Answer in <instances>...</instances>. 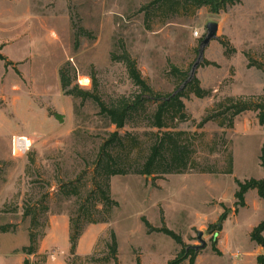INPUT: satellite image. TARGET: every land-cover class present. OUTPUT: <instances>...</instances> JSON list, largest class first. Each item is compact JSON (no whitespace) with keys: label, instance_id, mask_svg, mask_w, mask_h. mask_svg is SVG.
I'll list each match as a JSON object with an SVG mask.
<instances>
[{"label":"rangeland","instance_id":"rangeland-1","mask_svg":"<svg viewBox=\"0 0 264 264\" xmlns=\"http://www.w3.org/2000/svg\"><path fill=\"white\" fill-rule=\"evenodd\" d=\"M209 21L217 23V37L205 46L194 74L209 94L198 98L186 90L181 98L185 118H167L168 128L161 130L186 132L180 141L189 148L192 168L111 176L110 196L118 206L108 222L84 226L76 259L69 253L68 217L91 187L100 145L117 130L121 144L115 143L113 155L135 165L158 130L141 111L116 129L93 99L64 93L59 70L70 87L91 91L109 104L138 91L125 65L111 59L125 50L148 85L167 95L183 82L171 68L188 76ZM0 55L5 57L0 59V226H10L0 232V264H19L17 253L27 244L30 226L23 206L40 200L48 210L39 212L33 231L52 264H113L104 260L110 231L120 264H166L180 254L182 246L170 237L148 233L143 218L154 228L166 226L187 247L200 245L197 231H202L205 246L194 248V264H256L263 250L249 234L263 219L264 201L248 190L245 205L236 206L235 179L264 177L259 162L264 129L253 110L235 116L232 127L221 125L222 117L199 123L227 96L257 101L263 94L264 0H238L217 13L182 1L0 0ZM17 136L28 141L24 153L13 152ZM69 182H75L81 198L57 193ZM223 211L227 216L216 230L211 225ZM28 259L42 264L39 257Z\"/></svg>","mask_w":264,"mask_h":264},{"label":"trees","instance_id":"trees-1","mask_svg":"<svg viewBox=\"0 0 264 264\" xmlns=\"http://www.w3.org/2000/svg\"><path fill=\"white\" fill-rule=\"evenodd\" d=\"M163 3L173 5L182 1L185 4H190L194 9L199 7H207L209 11L217 13L224 10L228 5H232L238 0H155ZM81 32V31H80ZM233 50V49H232ZM1 60H5L3 55H0ZM111 59L120 61L125 65L127 74L132 80L133 84L138 88V91L130 97H120L109 104L102 102L96 94L91 91L80 89L77 85L70 87V80L63 69L59 70V81L62 90L66 95L73 97H80L82 100L91 98L100 108V113L104 114L110 125L116 129L122 128L130 116L140 111L144 113L145 120L151 128L157 129V133L153 134V141L148 147V152L143 160L137 162L135 165L126 164L122 157L113 155L112 149L115 148V143L121 144V138L117 130L109 133L108 139L104 141L99 147L95 158L91 187L84 194V200L78 207L76 214H70L68 217V240L69 253L76 256V247L78 240L82 234L83 228L87 224H98L108 222L110 215L114 208L118 206L117 201L110 196L109 180L114 175H124L127 173H134L139 175H162V174H178L183 173L187 169L192 168L189 158V148L186 144L180 141V138L186 134L184 131H161L168 128L166 119L169 120H183L185 118L184 103L181 101L185 97L188 90L196 97L202 98L209 94V92L200 87L199 81L196 77H192L186 84L188 76L178 71L175 67L171 68V72L181 76L182 83L173 93L162 95L155 92L142 78L139 70L136 67V62L127 51L123 50L120 54H112ZM10 64V63H9ZM258 68L261 66L258 65ZM92 88L95 90L96 84L92 76ZM180 88V89H179ZM179 89V90H178ZM254 97L245 96H227L224 99L215 103L211 111L201 120L199 127L209 120H216L222 117L221 125L232 127L233 119L238 114L253 110L257 112V120L259 125L264 129V89L263 94L257 97V101H253ZM153 105L152 109L147 108V104ZM128 157V155H127ZM260 166L264 169V143L260 148L259 154ZM193 166V165H192ZM231 166V160H229ZM231 173V168L226 171ZM237 190L235 192V205L244 206V195L248 190H256L257 195L264 201V177L261 179H245L239 181L235 179ZM57 193L65 197L76 196L81 198L80 191L75 186V182L64 183L59 186ZM43 200H40L33 205L24 204L22 210V217H29L30 226L28 229L27 244L24 245L20 251L26 255H34L39 257L42 264H45L46 257L39 254L38 239L33 229L38 224L39 212L46 213L48 207L43 205ZM100 206V207H98ZM226 211L220 214L217 223L211 225L216 230L221 229V223L226 218ZM143 223L147 232H161L170 237L176 244L182 246L180 254L170 259L166 264H184L188 260V264H194L196 252L194 247H187L184 245L181 237L167 228L152 227L149 222L143 218ZM10 226H0V232L4 233L9 230ZM264 216L263 219L252 228L249 237L263 250L262 254L257 255L256 264H264ZM43 236V235H42ZM106 255L104 260L106 262H113V264H120L118 261V245L116 236L113 231H110L109 238L105 242ZM212 250L218 254L219 251L215 244H212ZM76 259H80L76 256ZM23 264H30L27 259H24ZM139 264V260L136 261Z\"/></svg>","mask_w":264,"mask_h":264},{"label":"water","instance_id":"water-1","mask_svg":"<svg viewBox=\"0 0 264 264\" xmlns=\"http://www.w3.org/2000/svg\"><path fill=\"white\" fill-rule=\"evenodd\" d=\"M206 34L204 36V38L201 40V43H200V47H199V50H198V57H197V60L196 62L192 65L191 69H190V72H189V76L188 78L186 79V81L182 84V86L180 88H182L186 82H188L195 74V70L198 66V62L199 60L202 58V55H203V51H204V48L205 46L213 39H215L217 37V30H218V25L216 22H213V21H209L206 23ZM179 88V89H180ZM178 89V90H179ZM176 92V91H175ZM202 231H197V240L200 242V245L198 246H195L194 248L195 249H198V248H201V247H204L205 246V241L202 239Z\"/></svg>","mask_w":264,"mask_h":264},{"label":"built area","instance_id":"built-area-1","mask_svg":"<svg viewBox=\"0 0 264 264\" xmlns=\"http://www.w3.org/2000/svg\"><path fill=\"white\" fill-rule=\"evenodd\" d=\"M12 147L14 153H24L28 148L26 138L20 136L14 137L12 140Z\"/></svg>","mask_w":264,"mask_h":264},{"label":"crops","instance_id":"crops-1","mask_svg":"<svg viewBox=\"0 0 264 264\" xmlns=\"http://www.w3.org/2000/svg\"><path fill=\"white\" fill-rule=\"evenodd\" d=\"M250 191V190H249ZM51 224V223H50ZM45 237V236H44ZM41 241L42 240H40V242H39V245H38V253L39 254H41V253H44V251L43 250H45L46 249V247H44V245H43V242H42V245H41ZM45 244V243H44ZM26 245V244H25ZM23 246H24V244H23ZM76 248H79V245H77V247ZM18 255H19V258H20V262H19V264H23V261H24V259H27V260H29L28 258L29 257H34V255H26V254H24V253H17ZM45 264H52V263H49V261H48V259L46 260V262H45ZM54 264V263H53Z\"/></svg>","mask_w":264,"mask_h":264},{"label":"bare ground","instance_id":"bare-ground-1","mask_svg":"<svg viewBox=\"0 0 264 264\" xmlns=\"http://www.w3.org/2000/svg\"><path fill=\"white\" fill-rule=\"evenodd\" d=\"M85 82H87V79H84ZM26 143H28V141L26 140Z\"/></svg>","mask_w":264,"mask_h":264}]
</instances>
